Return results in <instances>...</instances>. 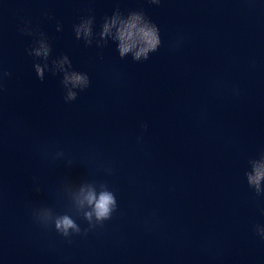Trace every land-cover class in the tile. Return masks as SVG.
Returning a JSON list of instances; mask_svg holds the SVG:
<instances>
[{"label": "clouds", "instance_id": "clouds-1", "mask_svg": "<svg viewBox=\"0 0 264 264\" xmlns=\"http://www.w3.org/2000/svg\"><path fill=\"white\" fill-rule=\"evenodd\" d=\"M152 3H158L159 0H151ZM111 17H105L102 24L101 37L107 36L111 33L113 27L116 28L115 39L119 41V53L124 56L126 53L133 51L139 45L134 55L136 59L141 56L147 57L149 51H155L160 39L158 37L157 26L151 22L143 11H130L124 15L118 8L113 12ZM83 19V18H82ZM93 19H87L82 22L79 27H76V35L80 36L81 32L85 36H90L92 33L91 25ZM50 48L43 41L40 42V47L35 50L36 56L48 57ZM63 62H67L65 57ZM36 72L42 78L43 69L36 65ZM64 83L72 84L73 87L79 85H87L88 77L76 72L65 74ZM68 97L74 98L75 93L69 92ZM262 161H264V154H262ZM254 163V175L250 174L248 180L250 184H255L257 187L262 179H264V162ZM84 201L93 206V212L85 213L87 219H91L94 214L97 220H104L109 218L113 207L115 205L114 196L107 191H103L97 196L93 191L89 190L84 196ZM57 230L67 234L69 229H75L76 224L67 215L59 217L55 221Z\"/></svg>", "mask_w": 264, "mask_h": 264}]
</instances>
